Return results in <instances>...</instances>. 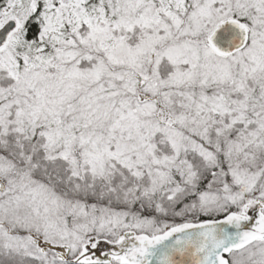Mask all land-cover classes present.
<instances>
[{
  "label": "snow or ice",
  "instance_id": "6c2138e0",
  "mask_svg": "<svg viewBox=\"0 0 264 264\" xmlns=\"http://www.w3.org/2000/svg\"><path fill=\"white\" fill-rule=\"evenodd\" d=\"M0 264H264V0H0Z\"/></svg>",
  "mask_w": 264,
  "mask_h": 264
}]
</instances>
